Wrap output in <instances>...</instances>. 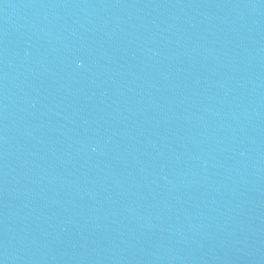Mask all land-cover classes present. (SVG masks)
Instances as JSON below:
<instances>
[{
    "label": "water",
    "instance_id": "water-1",
    "mask_svg": "<svg viewBox=\"0 0 264 264\" xmlns=\"http://www.w3.org/2000/svg\"><path fill=\"white\" fill-rule=\"evenodd\" d=\"M0 264H264V0H0Z\"/></svg>",
    "mask_w": 264,
    "mask_h": 264
}]
</instances>
